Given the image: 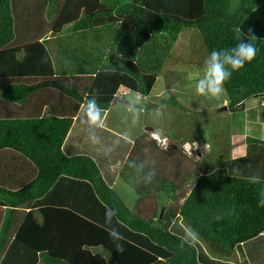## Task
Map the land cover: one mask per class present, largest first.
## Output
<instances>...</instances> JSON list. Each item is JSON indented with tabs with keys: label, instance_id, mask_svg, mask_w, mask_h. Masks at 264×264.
I'll list each match as a JSON object with an SVG mask.
<instances>
[{
	"label": "trees",
	"instance_id": "16d2710c",
	"mask_svg": "<svg viewBox=\"0 0 264 264\" xmlns=\"http://www.w3.org/2000/svg\"><path fill=\"white\" fill-rule=\"evenodd\" d=\"M237 26L253 29L258 51L225 82L227 108L264 106V0H0V264H205L170 229L178 215L223 259L264 231L257 135L243 154L201 166L175 143L134 136L119 172L129 164L139 187L132 209L92 156L62 147L88 99L108 110L122 86L148 95L184 29L197 28L210 53L234 46Z\"/></svg>",
	"mask_w": 264,
	"mask_h": 264
},
{
	"label": "rangeland",
	"instance_id": "374dc122",
	"mask_svg": "<svg viewBox=\"0 0 264 264\" xmlns=\"http://www.w3.org/2000/svg\"><path fill=\"white\" fill-rule=\"evenodd\" d=\"M208 54L199 30L184 29L164 62L151 92L144 96L129 90L123 98H117L106 111L107 122L118 132L121 130L132 138L147 131L153 137L160 138L162 147L168 148L175 143L189 157L196 158L200 166L207 159L215 161L240 154L244 151L242 144L236 147L233 145L242 143L243 135L235 140L234 133L248 129L259 134L257 123L264 117V108L258 107L248 112L243 109H222L229 101L226 91L218 99L198 95L195 86L203 75L204 61ZM166 97L176 98L179 104L158 103ZM250 105L251 102H248L247 106ZM128 165L125 166V173L129 177L132 172ZM135 170L140 172V169ZM126 174L116 177V182L111 186L132 209L140 191L135 182L127 179ZM166 197L165 192H158L160 205ZM177 218L178 223L184 224L181 217Z\"/></svg>",
	"mask_w": 264,
	"mask_h": 264
},
{
	"label": "crops",
	"instance_id": "0c3cea01",
	"mask_svg": "<svg viewBox=\"0 0 264 264\" xmlns=\"http://www.w3.org/2000/svg\"><path fill=\"white\" fill-rule=\"evenodd\" d=\"M50 46L51 49L55 48L53 44ZM123 90L126 89L122 86L119 91ZM126 91V94H128L129 90ZM115 100L116 98L113 101ZM248 102H251L250 106H247ZM248 102H246V105L244 104V112H248L251 109L254 110L258 107L264 108V106L259 104V99L255 102L253 100ZM112 105H114L113 102L111 103V106ZM106 111L107 109H101V120L98 125H93L89 123L87 116L85 115V103L81 104L76 114V116H78L81 112L78 124L75 125L76 119L74 118L62 147L67 155L85 153L92 156L100 167L103 177L107 183L111 185L116 182V177H119L122 164L132 146L133 138L132 136L127 135V133H123L121 130L118 132L112 124L108 123ZM257 124L260 127L259 134L258 132L249 131L248 129L244 131L239 130L234 133L235 140L240 139L243 135V142L233 145L236 147L237 145L242 144L244 151L240 152V154L245 152V137L247 135H257L258 137L264 139V117L259 119ZM89 132H91V134L87 138L85 135ZM74 140L76 142L73 143ZM240 154H233L232 156ZM177 217L181 216H176V218L172 221L170 229L173 232L184 236L188 241L192 242L196 246L198 259L201 262L205 264H238L236 262L237 258L239 260L245 259L249 262V264H264V231L252 239L237 244L233 259H223L211 255L201 240L193 235L184 224L178 223Z\"/></svg>",
	"mask_w": 264,
	"mask_h": 264
},
{
	"label": "clouds",
	"instance_id": "9594fccd",
	"mask_svg": "<svg viewBox=\"0 0 264 264\" xmlns=\"http://www.w3.org/2000/svg\"><path fill=\"white\" fill-rule=\"evenodd\" d=\"M233 31L234 39L237 41L236 44L230 48L213 49L205 59L203 75L197 81L195 86L198 95L217 99L220 98L225 92L224 84L231 78L232 73L239 71L246 63L251 62L256 57L258 51L256 47L257 36L253 29L250 28L247 34H245V31L237 26ZM113 51L115 52L117 59H123V54L118 51L117 48L113 49ZM126 92V90H123L119 91L118 94L123 97ZM100 112L101 109L98 107L94 99H88L85 102V115L87 116L89 123L98 125L101 120ZM156 134L160 135V133ZM155 138L160 144V138ZM153 175L154 173H150V178ZM109 235L113 237L116 236L117 233L115 230H111L109 231ZM118 238L123 239L122 235ZM116 249L119 252L123 251L120 244L116 245Z\"/></svg>",
	"mask_w": 264,
	"mask_h": 264
},
{
	"label": "water",
	"instance_id": "95a60500",
	"mask_svg": "<svg viewBox=\"0 0 264 264\" xmlns=\"http://www.w3.org/2000/svg\"><path fill=\"white\" fill-rule=\"evenodd\" d=\"M226 108H227V105L222 106V109H226Z\"/></svg>",
	"mask_w": 264,
	"mask_h": 264
}]
</instances>
